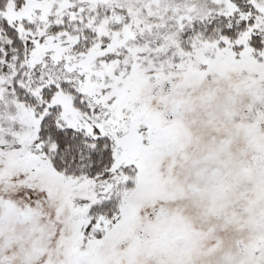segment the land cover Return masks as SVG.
<instances>
[{
    "label": "snow or ice",
    "instance_id": "6c2138e0",
    "mask_svg": "<svg viewBox=\"0 0 264 264\" xmlns=\"http://www.w3.org/2000/svg\"><path fill=\"white\" fill-rule=\"evenodd\" d=\"M0 264H264V0H0Z\"/></svg>",
    "mask_w": 264,
    "mask_h": 264
}]
</instances>
